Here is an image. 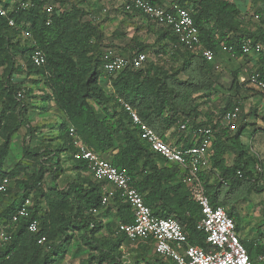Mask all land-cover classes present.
I'll return each instance as SVG.
<instances>
[{
  "label": "trees",
  "instance_id": "16d2710c",
  "mask_svg": "<svg viewBox=\"0 0 264 264\" xmlns=\"http://www.w3.org/2000/svg\"><path fill=\"white\" fill-rule=\"evenodd\" d=\"M30 1L32 6L28 9L9 14L16 21L15 27L9 25L8 18L0 16V68L4 69L3 79L0 80V185L7 178L10 185L15 181L16 186L24 191L13 203L0 210V225L9 222L23 199L29 196L40 194L41 198H46L47 207L44 211L40 208L41 198H36V203L33 201L32 217L39 220L40 232L30 233L26 224L21 223L11 243L0 250V264H53L57 257L64 255L68 245L74 240L75 233L80 235L83 244L92 252L84 264H124L121 249L131 241L125 235L116 234V227L117 223H134L131 207L119 196L107 206L102 204V188L105 183H97L87 177V162L72 158L75 149L70 137V127L75 128L85 145L103 154L114 167L128 172L131 179L129 184L143 195L144 202L153 215L177 220L185 228L189 243L207 250V234L197 228V223L202 218L201 209L191 199L185 184L178 181L179 168L159 163L164 164L166 161L153 153L141 138L137 128L119 105V99L132 105L141 119L155 130L158 125H174L178 121V115L184 111L178 107L174 100L176 96L172 94L176 89H187L194 93L204 92L206 97H210L214 83L207 65L211 64L186 51L189 59L185 61L182 70L193 65L195 59L200 61L196 77L187 82L182 83L176 79L179 72L171 74L162 67L151 65L149 61L142 69L127 68L108 79L102 70L103 54L99 52V44L91 43L95 36L94 27L89 22L82 23L79 20V17L84 16L83 11L73 9L70 13L57 14L53 10L49 16L45 10L48 0ZM151 1L166 5L160 0ZM170 4H178L191 11L205 47L215 51L221 46L230 51L232 56L241 58L247 56L243 53V44L251 41L254 47L262 46L260 54L264 59V9L257 13L258 27L249 30L240 26L237 17L239 11L235 3L173 0ZM0 6L8 7L2 0ZM23 30L31 32L35 45L29 41L28 45L22 46L16 41ZM165 30L160 40H169L179 46L177 38L168 29ZM167 44L162 45L154 54H167ZM35 49L42 50L46 55V63L42 67H36L30 60ZM136 52L146 50L141 47ZM259 71L264 73L263 69ZM14 74L34 78L30 81L34 88L27 87L24 81L13 82ZM240 74L235 73L230 87L237 100L229 102L219 114L201 116V122L198 123V126L211 125L215 130L210 153L212 171L209 174L202 173L201 179L212 205L224 208L232 195L247 182L257 181V177L261 175L254 170L257 160L248 156V147L240 142L249 125L244 124L231 136L228 129H219V123L214 124L228 110H233L236 105L241 107V101L249 97L245 93L264 98V92L240 85ZM103 80L107 82V88L112 90L110 96L106 95L100 85ZM37 91L41 95H37ZM19 93L22 97L18 96ZM33 99L41 101L39 109L42 111H47L48 105L54 103L65 115L66 121L57 130V143L54 146L24 150V158L39 168L32 174L26 172L25 178L19 179L25 171L23 164L18 162L13 169L7 171L6 163L11 153L13 137L22 128L27 129L31 140L37 138L35 133L40 129L31 127L28 118ZM112 103L115 108L110 110L108 105ZM98 110H101V115ZM199 115L197 112L188 113L186 117L196 123ZM259 133L264 135V128L254 127L253 135ZM230 152L235 154L231 165L226 158ZM63 154L73 161L72 170L77 173L78 178L65 189L50 188L48 195L42 189L45 164L50 165L53 179L57 180L65 173L61 166ZM43 157H46L45 161L42 160ZM238 171L242 172V177L237 175ZM10 188L0 195H10ZM253 188L257 192L264 191V185L259 187L255 184ZM224 189H227V193L222 196ZM101 212L108 218H115L116 227L101 221L97 217ZM228 213L234 222L238 220L234 208ZM236 227L238 231L237 222ZM103 230L109 236L99 237L98 234ZM259 231L261 237H264V224L259 227ZM40 235H45L49 244L39 245L37 239ZM53 240L57 243L54 244ZM243 243L252 260L264 253V246L255 247L254 243L247 241ZM140 262L142 261L134 264H141ZM142 264L169 263L158 257Z\"/></svg>",
  "mask_w": 264,
  "mask_h": 264
},
{
  "label": "built area",
  "instance_id": "2783aa9c",
  "mask_svg": "<svg viewBox=\"0 0 264 264\" xmlns=\"http://www.w3.org/2000/svg\"><path fill=\"white\" fill-rule=\"evenodd\" d=\"M118 1L126 13L143 15L155 25L168 29L177 38L178 45L185 51L202 57L208 64H214L216 70L220 69V65L215 63V51L205 47L202 43L200 30L194 24L190 10L178 4L163 6L153 3L151 0ZM215 1L234 3V0ZM30 6H32L31 1H18L14 6L6 8L0 6V16L8 18L9 25L15 27L16 21L10 18L9 14L28 9ZM45 10L51 16L54 7L46 4ZM256 19L259 20V15H256ZM22 36L35 45L30 31L23 30ZM242 48L244 55L262 50V46L254 47L251 41H246ZM30 60L36 67H42L46 63V55L42 50L35 49ZM148 61L149 55L146 52L125 54L108 49L102 56V70L109 79L127 68L142 69ZM239 83L264 92V73L259 69L244 70L239 76ZM18 96L22 97L21 93ZM119 103L151 151L166 163L178 167L180 181L191 187L192 200L199 205L202 214L197 228L207 234L208 249L205 250L190 244L185 228L177 220L153 215L150 207L144 202L143 195L129 184L131 179L128 172L114 167L103 154L85 145L76 134L75 128L70 127V137L75 149L72 158L76 161H86L89 173L95 181L111 185V188L106 186L102 188V204L107 206L119 196L131 207L134 223H117L116 234L125 235L131 242L149 241L153 246L154 253L169 264H264V253L252 260L237 231L236 222L229 216L228 210L222 206H213L206 194L201 175L202 173L209 174L212 171L210 153L215 133L213 127L211 125L196 127L191 145L171 144L165 141L153 127L144 122L132 105L122 99H119ZM240 111V106L236 105L233 110L225 112L221 119L215 121L214 124L219 123V129H228L230 125L235 124ZM180 128L182 131H188V124L182 123ZM256 160L254 170L256 173L262 174L263 165L258 154H256ZM237 175L242 177V172L238 171ZM9 185L10 180L4 179L0 185V193L6 192ZM33 206L31 196L23 199V203L17 207L11 220L0 225V250L11 243L21 223L26 224L30 233L38 234L40 232L39 220L32 217ZM37 242L39 245L49 244L45 235H40Z\"/></svg>",
  "mask_w": 264,
  "mask_h": 264
},
{
  "label": "rangeland",
  "instance_id": "374dc122",
  "mask_svg": "<svg viewBox=\"0 0 264 264\" xmlns=\"http://www.w3.org/2000/svg\"><path fill=\"white\" fill-rule=\"evenodd\" d=\"M2 1L8 6H14L20 0ZM234 3L239 11L237 17L240 21V26L249 30L257 28L259 20L256 19V15L264 9V0H234ZM47 4L52 5L57 14L70 13L73 9L83 11L84 16L82 18L78 14L79 20L82 23L89 22L94 27L95 36L91 40V43L95 45L99 44V52L102 54L108 49L130 54L142 47L145 48L146 53L149 55V63L151 65L162 67L171 74L179 72L176 79L182 83L194 79L199 72L197 67L200 61L198 59H195V63L188 67L187 70H182L185 61L189 59V53L187 54L182 47L173 44L169 40L167 42L160 40L161 34L166 32L165 28L155 25L154 22L143 15L126 13L116 0H48ZM16 41H19L22 46L29 44V40L25 39L22 35L17 36ZM165 43H168L167 54L155 55L154 52L158 51ZM220 48L221 50L216 52V63L220 65V69L216 70L214 64L207 65L209 76L214 83V90L210 97H206L204 92L194 93L187 89H183L182 91L176 89L174 94H172L176 96L174 100L178 107L184 111V113L181 112L178 115L179 118L186 116L188 113L195 112L200 114L199 117L205 114H219L228 106L229 102L237 100L234 91H231L230 87L235 73H241V64L237 63L227 50L222 47ZM3 75L4 69L0 68V80L3 79ZM31 79L34 78H27L25 75L18 74H14L13 76V82L24 81L27 87L34 88L30 83ZM100 85L106 95L110 96L112 90L111 88H107V82L103 80ZM36 94L41 95L38 91ZM245 95H249V97L241 101L240 114L235 124L230 125L228 129L231 133L230 135L234 136L244 124L249 125L240 142L248 147V156L256 159V154L259 155L263 165V173L257 177V181L252 180L251 183L247 182L244 187L232 195L226 208H228V211L236 208L245 219H252V222L256 226L250 231L254 232L258 229L259 225L264 224V191L257 192L253 188L255 184L259 187L264 185V135L261 133L253 135L254 127L264 128V98L262 96L254 97L249 93H245ZM39 105H41V101L33 99L28 112L31 127L40 129L35 133L37 138L31 140L27 135V129L22 128L12 140L11 153L6 163V170L13 169L18 162H21L25 171L19 179L25 178L26 172L32 174L39 168L30 160L24 158V150L26 148L44 149L47 145L54 146L57 143V130L61 123L66 121L65 115L54 106V103L48 105L47 111L40 110ZM108 107H110V110H113L115 105L112 103ZM98 113L101 115V110H98ZM159 128L160 125H158L157 129ZM226 158L231 165L234 163L235 154L230 152ZM45 159L46 157H43L42 160L45 161ZM159 163L164 165L160 161ZM61 166L65 173L57 180H54L49 170L50 165L45 164V178L42 182V189L48 195L50 194V188L58 187L60 190L65 189L69 183L78 178L77 173L72 170L73 161L66 154H63L61 157ZM86 176L89 177L88 174ZM9 187H11L10 195H0V210L13 203L15 198H19L24 192L21 187L16 186L15 181ZM226 193L227 189H224L222 196H225ZM39 195L32 196L35 203L36 198H41ZM41 199L42 205L40 208L44 211L47 207V200L46 198ZM97 217L105 224L116 227L115 223H117V220L115 218H108L103 213L97 215ZM107 233L106 230H103L98 236H106L108 235ZM75 235L74 240L68 245L64 255L57 257L53 264H84L88 261L92 252L83 244L80 235L78 233H75ZM52 242L54 244L57 243L56 240ZM121 252L124 264H134L139 260L142 261L140 262L142 264L148 260L152 262L158 258L149 241L131 242L129 245L124 246ZM91 264H94V262Z\"/></svg>",
  "mask_w": 264,
  "mask_h": 264
},
{
  "label": "crops",
  "instance_id": "0c3cea01",
  "mask_svg": "<svg viewBox=\"0 0 264 264\" xmlns=\"http://www.w3.org/2000/svg\"><path fill=\"white\" fill-rule=\"evenodd\" d=\"M116 1L119 2L118 0H116ZM172 1L173 0H163V1L160 0V2H162L166 5H169ZM119 4L121 5L120 2H119ZM220 47H218L215 50V53L218 52L219 50H221ZM258 53H260V51L259 52L253 51L252 54L241 57V58H236V57L232 56L231 54H230V56L234 60H236L237 63L241 64V74H242L244 72V70H248V71H252L255 69H260V70L263 69L264 70V59L262 58L261 54H258ZM216 57H217V55H216ZM215 63H216V59H215ZM241 74H240V76H241ZM201 119H202V117H199L198 120L196 121V123H193L191 119L187 118L186 116H182L181 118L178 119V121L174 125H162L156 131L162 136V138L165 141H167L171 144L183 145V146L189 145V144L191 145V144H193L192 142H193L194 131H195L196 127H198V123L201 122ZM182 123L188 124V131H182L181 130L180 126L182 125ZM164 165L169 166L168 163H164ZM88 175L92 180L95 181L94 177L90 173H88ZM178 181H180V178H178ZM105 186L108 188H111V185H105ZM186 188H187V191L191 197L192 196L191 187L186 186ZM191 199H192V197H191ZM234 212H235V214H237L238 220L236 222L238 223V226H239L238 232H239L242 240L254 243L255 247L264 246V237L263 236L261 237L260 231H259L260 225L258 226V229L255 230L254 232L250 231L253 228H255V226H256V224L252 222V219H245L243 217L242 213L236 208L234 209ZM253 254H255V250H254Z\"/></svg>",
  "mask_w": 264,
  "mask_h": 264
}]
</instances>
